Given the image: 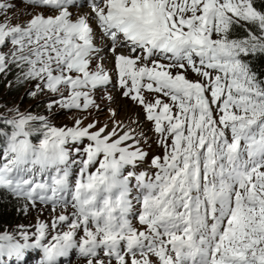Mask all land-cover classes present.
<instances>
[{"label": "snow or ice", "instance_id": "6c2138e0", "mask_svg": "<svg viewBox=\"0 0 264 264\" xmlns=\"http://www.w3.org/2000/svg\"><path fill=\"white\" fill-rule=\"evenodd\" d=\"M20 2L0 0V79L16 69L47 114L0 108V193L54 215L20 239L0 232V257L20 264L34 248L37 264L73 250L85 264H264V71L250 63L264 56V8L23 0L32 11L18 19ZM105 60L142 118L55 125L58 109L100 108L93 93L113 82ZM145 121L162 150L150 162Z\"/></svg>", "mask_w": 264, "mask_h": 264}, {"label": "rangeland", "instance_id": "374dc122", "mask_svg": "<svg viewBox=\"0 0 264 264\" xmlns=\"http://www.w3.org/2000/svg\"><path fill=\"white\" fill-rule=\"evenodd\" d=\"M31 11L32 9L24 7L19 3V6L15 9V12L10 13L9 15H15L18 19H26ZM105 66L108 69L111 67L109 60H105ZM15 72L16 69H13L6 78L0 79V108H3V115H7L8 110L12 109L13 107H19V110L21 112L25 110H31L33 114H36L38 112L40 114H47L43 104L44 97L41 96L37 100L35 98L26 96L25 92L28 90L30 85L27 83L18 85L16 83ZM111 74L113 75L112 71ZM189 78L194 79V76L192 74H189ZM10 83L11 86H9ZM93 99L95 100V103L100 106L99 109H97L96 107H92L89 111H85L83 113L60 111L58 109L56 114L52 117V122L57 126H71L73 120L78 118L83 121L85 126L90 122L96 121H98L99 125L102 126L106 123L110 124V121L112 119L111 113L115 112L117 113L115 119L118 121H122L127 125L132 120L137 119L139 115L135 111V108L124 103L125 101L121 100L118 97V94H115L110 85L94 92ZM5 105L7 106L6 108L4 107ZM128 110H132V114L127 115ZM139 117L141 116L139 115ZM142 127L147 133V142L142 143L140 146L145 152H148L151 149L149 134L145 129L144 124L142 125ZM53 215L54 213L51 209L43 207L39 203H36L35 206L27 205L25 207L8 206L5 210V214L0 219V232L7 231L14 234L17 239H20L21 232H28L31 235L32 233H34L35 227L38 223H50ZM21 242L23 241L21 240ZM39 255L40 251L36 249V251L34 252V258L37 259ZM70 255L71 264H85V261L83 259L74 258L73 251L70 252ZM32 258L33 257H30L29 259L31 260ZM14 264L18 263L14 262ZM25 264L32 263L27 262ZM67 264H69V261L67 262Z\"/></svg>", "mask_w": 264, "mask_h": 264}, {"label": "trees", "instance_id": "16d2710c", "mask_svg": "<svg viewBox=\"0 0 264 264\" xmlns=\"http://www.w3.org/2000/svg\"><path fill=\"white\" fill-rule=\"evenodd\" d=\"M257 8H264V0H255ZM244 30L241 28H236L233 32V37H243ZM250 63L255 67L257 71H264V56H255L250 58ZM5 131L10 132L11 129L9 126H5ZM28 204L21 199H17L7 194L0 193V219L5 214V210L8 206L14 207H25ZM15 258L14 256H2L0 257L1 264H5V261ZM16 259V258H15Z\"/></svg>", "mask_w": 264, "mask_h": 264}, {"label": "bare ground", "instance_id": "6f19581e", "mask_svg": "<svg viewBox=\"0 0 264 264\" xmlns=\"http://www.w3.org/2000/svg\"><path fill=\"white\" fill-rule=\"evenodd\" d=\"M73 11H76V10L73 9ZM109 59H110V54H109ZM110 66H111V65H110ZM110 66H109V67H110ZM108 70L111 72V67H110ZM114 73H115V72H113V74H114ZM120 106H121V105H120ZM128 114H132V110H128V111H127V115H128Z\"/></svg>", "mask_w": 264, "mask_h": 264}]
</instances>
